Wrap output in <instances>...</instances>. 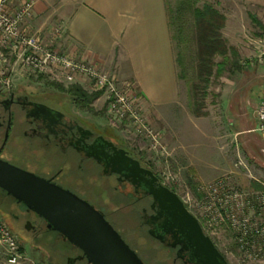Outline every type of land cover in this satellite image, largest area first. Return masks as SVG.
Wrapping results in <instances>:
<instances>
[{
    "label": "rangeland",
    "instance_id": "1",
    "mask_svg": "<svg viewBox=\"0 0 264 264\" xmlns=\"http://www.w3.org/2000/svg\"><path fill=\"white\" fill-rule=\"evenodd\" d=\"M190 1L197 7L205 3L213 5L225 16L228 25L237 28V33L231 34V45L236 47L238 57L234 60L236 67L231 66L230 62L222 76L211 77L208 83H201L197 75L192 16L186 5H179V0H168L172 36L180 58V100L170 110H163V113H159L157 108L150 109L141 105L148 124L160 136L163 151L151 147L146 139L135 136L126 122L108 117L100 101L92 104V110L80 107L74 109L81 117L114 131L126 148L141 161L150 162L162 179L186 201L197 195L199 186L224 176L243 188L258 189L261 183L264 184V137L251 130L255 108L264 94V66L255 58L257 44L264 40V6L247 7L242 0ZM249 14L261 26L255 25ZM51 28L47 29L48 33ZM37 33L50 42L44 33ZM58 47L62 51L61 45ZM220 60L219 56L215 57V61ZM11 83L14 88L38 91L43 96L51 95L61 102L65 110L73 104L66 91L69 84H61L63 92L51 84L55 82L31 74L19 66L14 68ZM195 84L202 87L199 97L203 96V106L198 116L192 113L195 101L192 86ZM104 211L144 260L149 264H167L163 263L161 255L163 247L153 242L145 228L139 225L138 219L125 214L130 209L120 210L123 213L121 216L113 209ZM210 236L221 253L232 259L233 264H238L233 257L234 248L228 233L219 230ZM17 240L21 258L16 264H66L65 256L72 255L71 247L52 231L44 230L37 237H17ZM0 264H9L3 254H0Z\"/></svg>",
    "mask_w": 264,
    "mask_h": 264
},
{
    "label": "flooded vegetation",
    "instance_id": "2",
    "mask_svg": "<svg viewBox=\"0 0 264 264\" xmlns=\"http://www.w3.org/2000/svg\"><path fill=\"white\" fill-rule=\"evenodd\" d=\"M40 93L0 87L1 161L84 201L102 216L142 264L149 263L124 239L104 209L116 210L120 216V210L130 209L125 214L138 219L153 242L163 247V263L216 264L195 239L189 241L188 228L163 200V190L175 194L184 205L183 200L150 162L138 159L114 131L76 114L74 104L65 110L60 101ZM0 219L21 239L37 237L44 230L55 232L72 249V255L65 256L66 264H91L80 249L71 246L56 230L48 229L41 217L2 189ZM198 223L225 263L233 264Z\"/></svg>",
    "mask_w": 264,
    "mask_h": 264
},
{
    "label": "built area",
    "instance_id": "3",
    "mask_svg": "<svg viewBox=\"0 0 264 264\" xmlns=\"http://www.w3.org/2000/svg\"><path fill=\"white\" fill-rule=\"evenodd\" d=\"M9 4L10 0H0V87L11 86L14 68L19 66L58 84H77L88 92H100L108 117L126 122L135 136L146 139L153 148L164 150L160 136L142 113L133 83L119 81L114 73L98 64L61 51L58 47L63 33L60 26L49 30L52 36L49 43L33 32L27 20L32 17L34 0H24L15 9ZM257 45L255 58L264 66V40ZM254 117L256 125L252 131L264 137V94ZM188 201L183 200L184 205L190 212L193 209L192 214L207 233L219 230L228 233L238 264H264L263 183L258 189H248L224 176L199 186L197 195ZM0 254L9 264H16L21 258L17 237L1 219Z\"/></svg>",
    "mask_w": 264,
    "mask_h": 264
},
{
    "label": "crops",
    "instance_id": "4",
    "mask_svg": "<svg viewBox=\"0 0 264 264\" xmlns=\"http://www.w3.org/2000/svg\"><path fill=\"white\" fill-rule=\"evenodd\" d=\"M23 1L10 0V8H17ZM34 1L32 17L27 20L33 32L44 33L51 40L47 29L60 26L63 33L59 46L64 52L98 64L103 70L114 73L119 81H132L141 105L146 108H157L163 113L178 103L180 58L172 36L168 0ZM242 1L247 7L264 6V0ZM178 3L187 6L193 19L198 64L193 9L214 6L205 3L197 7L190 0ZM221 15L224 24L220 34L227 46L234 47L231 34H236L237 28L228 25ZM103 100L99 96L95 101L104 105ZM252 123L251 130L256 125L255 117Z\"/></svg>",
    "mask_w": 264,
    "mask_h": 264
},
{
    "label": "water",
    "instance_id": "5",
    "mask_svg": "<svg viewBox=\"0 0 264 264\" xmlns=\"http://www.w3.org/2000/svg\"><path fill=\"white\" fill-rule=\"evenodd\" d=\"M0 189L24 203L80 249L91 264H142L102 216L75 195L27 171L0 160ZM163 200L179 215L196 244L216 264H226L198 220L178 197L163 190Z\"/></svg>",
    "mask_w": 264,
    "mask_h": 264
},
{
    "label": "trees",
    "instance_id": "6",
    "mask_svg": "<svg viewBox=\"0 0 264 264\" xmlns=\"http://www.w3.org/2000/svg\"><path fill=\"white\" fill-rule=\"evenodd\" d=\"M193 16L197 30L198 80L201 83H208L211 77L222 76L230 62L231 66L236 67L234 60L238 57V52L234 47L227 46L226 41L222 38L220 29L223 27L224 17L216 9L210 5H204L201 8L193 9ZM249 17L255 25L261 26L251 14ZM217 56L221 58L220 61H215ZM51 84L64 92L61 84ZM66 91L75 106L87 110H92V104L100 96V92H88L77 84L69 85ZM192 91L195 98L192 113L198 116L201 114L200 108L203 106V96L199 97L202 87L195 84L192 86Z\"/></svg>",
    "mask_w": 264,
    "mask_h": 264
}]
</instances>
